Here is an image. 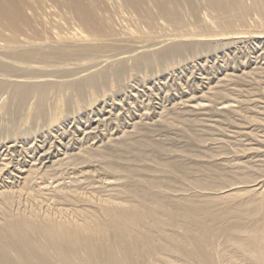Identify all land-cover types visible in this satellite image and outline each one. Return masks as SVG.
<instances>
[{
	"label": "bare ground",
	"instance_id": "6f19581e",
	"mask_svg": "<svg viewBox=\"0 0 264 264\" xmlns=\"http://www.w3.org/2000/svg\"><path fill=\"white\" fill-rule=\"evenodd\" d=\"M0 264H264V0H0Z\"/></svg>",
	"mask_w": 264,
	"mask_h": 264
}]
</instances>
